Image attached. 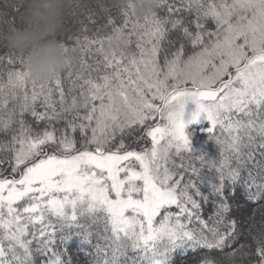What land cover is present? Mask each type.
<instances>
[{
    "label": "snow or ice",
    "instance_id": "6c2138e0",
    "mask_svg": "<svg viewBox=\"0 0 264 264\" xmlns=\"http://www.w3.org/2000/svg\"><path fill=\"white\" fill-rule=\"evenodd\" d=\"M3 7L20 14L16 0ZM117 7L123 22L117 27L109 18L103 28L111 26L110 34L97 28L89 37L85 30L68 37L71 48L63 41L66 52L80 54L81 66L95 54L111 69L98 79L76 75L83 81L79 97H88L83 115L67 119L73 109L65 107L61 74L36 80L23 54L8 48L0 56V132L11 136L0 142V264H36L37 257L66 264L58 245L66 251L74 239L92 244L93 238L102 264H121L130 250L131 264H171L178 249L203 253L198 264H215L230 242L244 237L229 218L225 188L243 179L248 199L264 200V161L254 155L260 149L264 157V0H155L154 11L134 20ZM95 15L88 10V19ZM113 40L135 43L136 51L104 55V43ZM71 68L69 59V76ZM189 103L194 109L185 119ZM61 120L64 127H55ZM201 120L209 139L216 128L227 133L225 141L216 138L227 158L194 152L185 130ZM134 125L151 147L128 150L123 137ZM173 155L182 163L170 168ZM252 162L258 174L248 168ZM205 166L218 182L202 175ZM201 184L217 197L207 219L194 198L208 200ZM244 238L237 249L244 264H264V228Z\"/></svg>",
    "mask_w": 264,
    "mask_h": 264
},
{
    "label": "trees",
    "instance_id": "16d2710c",
    "mask_svg": "<svg viewBox=\"0 0 264 264\" xmlns=\"http://www.w3.org/2000/svg\"><path fill=\"white\" fill-rule=\"evenodd\" d=\"M11 2H13V0H0V29H6L9 26L17 25L20 22L19 15H15L14 11L7 10L3 7L6 3H11ZM77 4L81 5V7L77 8L76 7ZM101 5H103V8L100 7ZM117 5H118V0H68V7H67L66 15H65V29H64L61 39L64 42H66L69 48H71L75 46V41L68 40V37L69 36L75 37L77 35L82 36L83 34H85V30H86V34L89 37H92L96 34L97 28L103 29L99 33L100 35L110 34L111 26L107 28H103L104 25H107V21L109 18L113 19L117 27H119L120 24L123 22V17L121 16ZM89 9L96 13V15L92 19L87 18ZM159 14L162 15L163 13L161 12ZM208 27L211 29L214 27V25L211 22H209ZM106 45H107V42L104 43V47H106ZM187 47L190 51L191 45H188ZM127 48L130 53L136 51L135 43L128 45ZM7 52H8V47L6 46V44L3 42H0V56L6 55ZM70 60L72 61V68H71L72 75L69 76L68 69H65L61 73L62 88L65 92V99H66L65 107H69V105L71 104L72 95H76L77 97H79L80 84H82L83 81L76 79L77 74H80L84 78L91 77L93 79H98L100 76L104 74L105 71H111V69L103 68V63H102L103 57L100 55H95V54L93 56L85 55L84 64L83 66H81L80 54L79 53L74 54L70 51ZM97 61L101 62V71L99 72L96 71ZM70 88L73 90L72 94L68 93V90ZM53 99L57 101L59 100L58 93L56 92L53 93ZM57 107H59L58 104H57ZM38 110L43 111L42 108H39ZM76 111H79L81 115H83L84 113L83 109H78V110L73 109L72 114H69L67 117L69 116L73 117ZM25 118L28 120L30 124L34 123L33 118L31 116H25ZM61 121L65 123L64 120H61ZM41 126H44V125L41 124ZM14 127L17 128V125H15ZM193 127L196 128L198 126L195 125ZM141 129H142V126L134 125L128 130H126L123 139L127 147H129V145L133 143L132 141H134L137 138L138 132ZM78 133L79 132L77 131L76 134ZM78 135L79 136L75 137L77 140H79L80 138V134ZM204 135L206 136V138H204L205 141H204V147L202 148V152L205 154L206 158L213 159L214 156L217 157L218 154L224 151L221 148L222 145L219 143L217 144V142H215V140L213 139L214 137L219 138L218 132H215L212 134L213 135L212 139H209V134H204ZM8 139H9V136L7 135V138L2 142H5ZM193 143L194 141L192 138L191 147L194 146ZM260 151H261L260 149L255 150L254 152L255 159L257 161H264V157L260 156ZM183 155L185 157L184 162L185 163L189 162L188 154L184 153ZM228 155L229 153L226 151V158L228 157ZM191 162L193 164H196L197 160H194ZM181 163H182L181 158L179 156L173 155L168 166L171 168L173 164L180 165ZM233 166H234V162H233ZM248 168H251L254 174H258L260 172L259 168L254 167V162L250 163L248 165ZM247 176H248V170L247 169L241 170V177L246 178ZM259 179H260V176L257 175V180L259 181ZM205 185L206 184H201L200 190L204 196H207V193H206L207 185L206 186ZM231 192L229 196H232V197L236 196V197L229 198L230 206L232 205L235 206L236 203L241 204V210H240L241 215H244L248 219H250L251 224L249 223L247 225L248 229H246V233L244 234V237H247L250 239V236L257 235L259 230L261 228H264V224H263L264 223V211H262L261 208H258L257 206L258 204H260L259 206L264 205V200H260L256 202L249 200L246 194V188L244 186L243 179L237 182L234 188L231 187ZM195 199L200 200V203L202 204L203 200L201 199V197H195ZM208 202L209 201L207 200V203L205 202L204 205L202 204L203 207L200 209V211H202L203 213H205L207 210L209 211L210 210L209 208H212L213 203L211 202L208 204ZM230 214L231 213H229L230 219H235V220L237 219L240 221L239 217H237L236 215H230ZM190 227L198 228L199 226L198 224L193 222V224H191ZM244 237L239 238L238 244L230 242L229 245L226 246L230 248V249L228 248L229 249L228 251H231L232 250L231 248L236 247V244L237 246H240L241 244H245L246 239ZM96 243H97V240L95 238H93L92 244H84V243H81L79 240L74 239L72 242L68 244L66 251L64 250L63 246H59V245L57 246V250L64 252L63 259L65 260L66 264H97L98 260H100L102 264L103 253L99 255L96 253V250L94 247ZM202 255L203 253L201 252H192V251H188L187 254H185L184 251L178 249L176 252L173 253L171 257V264H198L199 259L201 258ZM135 257H136V253L130 250L127 254V257H121V264H131V260L134 259ZM44 259L45 258L37 257L36 264H43ZM215 264H225L223 256L220 258H217ZM233 264H244V257L238 258L237 261Z\"/></svg>",
    "mask_w": 264,
    "mask_h": 264
},
{
    "label": "clouds",
    "instance_id": "9594fccd",
    "mask_svg": "<svg viewBox=\"0 0 264 264\" xmlns=\"http://www.w3.org/2000/svg\"><path fill=\"white\" fill-rule=\"evenodd\" d=\"M21 6L20 22L0 29V42L23 54L25 67L36 80H47L61 74L70 59L61 39L65 29L68 0H16ZM155 0H118V5L128 9L131 19L149 15L154 11ZM104 55L130 56L128 48L113 40L104 47ZM88 97H77L71 109H85Z\"/></svg>",
    "mask_w": 264,
    "mask_h": 264
},
{
    "label": "rangeland",
    "instance_id": "374dc122",
    "mask_svg": "<svg viewBox=\"0 0 264 264\" xmlns=\"http://www.w3.org/2000/svg\"><path fill=\"white\" fill-rule=\"evenodd\" d=\"M191 51V50H190ZM194 109V105H192L191 103H189V104H187L186 105V107H185V119H187L188 118V116H189V113L192 111ZM68 119H72L73 117L72 116H69V117H67ZM26 119V118H25ZM27 120V119H26ZM28 121V120H27ZM151 123V122H150ZM64 124L65 123H63L62 121H59L58 123H55L54 122V126L55 127H57V128H63L64 127ZM198 126V127H193V126ZM44 126H41V128H43ZM17 128H18V125H17ZM207 128V122L206 121H203V120H201V122L198 124H191V125H188L187 126V128H186V133L187 134H189V136H190V141H191V139L193 138V141H194V143H193V147H192V149L194 150V152H196V153H200V152H202V148L204 147V141H205V139L204 138H206V136L204 135V134H207V132L204 130V129H206ZM198 131V132H197ZM215 132H218V135H219V139L221 140V141H225L226 140V138H227V133L226 132H222V130L221 129H219V128H216L215 130H214V133ZM79 134V133H78ZM78 134H74V136L75 137H77V136H79ZM217 135V134H216ZM8 136H9V139L11 138V136H10V134H8ZM143 137V138H142ZM7 138V135L5 134V133H3V132H0V142H2V141H4L5 139ZM216 138H218V137H214L213 139L215 140V142H217V140H216ZM133 143H131L130 145H129V147H128V150H140V149H142V148H144V147H151V141H150V138H147V137H144V129L142 128L141 130H139V132H138V136H137V138L134 140V141H132ZM218 144V143H217ZM219 144H221V143H219ZM222 146H221V148L224 150V151H222V152H224V156L222 157L221 156V153L220 154H218L217 155V157H213V159H215L217 162H219V161H221L222 159H225L226 158V150H225V148H226V145L225 144H221ZM221 149V150H222ZM197 168H200L201 167V165H200V162L197 160V163L196 164H194ZM137 170H139V168H138V165H137ZM204 171V172H203ZM209 173V175H208V173ZM202 175L203 176H205L206 178H208L209 180H211V181H213V182H218L217 180H216V173L214 172V171H212V170H209L206 166L205 167H203V169H202ZM211 175V176H210ZM207 185V184H206ZM205 185V186H206ZM206 193H207V197H208V204L209 203H213V205H212V208H209L210 210L208 211H206L205 213H203L202 211H200L201 212V215L205 218V219H207L210 215H212L213 214V210H214V201H217V197L216 196H214V195H212V192H211V188L207 185L206 186ZM225 195L228 197V199L229 198H231L232 196H229L230 195V192H231V186H229V187H226L225 188ZM232 193V192H231ZM233 194H235V193H233ZM236 196H234V197H232V198H235ZM195 198V197H194ZM237 200V199H236ZM199 202H200V200H198ZM235 201V200H234ZM236 202V201H235ZM206 203H207V201H206ZM202 204L204 205L205 204V201L203 200L202 201ZM201 204V208L203 207V205ZM260 204H258L257 206H258V208H261V206H259ZM237 206V207H236ZM241 204H239V203H236V205L234 206V205H232L231 207H230V215H236L237 217H239L240 218V221L239 220H237L238 221V224H239V227H240V231L243 233V234H245L246 233V229H248L247 228V225L250 223V219H248L246 216H244V215H241ZM172 211H177V209H175V208H173L172 209ZM240 215V216H239ZM232 217V216H231ZM251 224V223H250ZM264 224V223H263ZM238 244V243H237ZM237 244H236V247H233V248H231L232 250L231 251H228L230 248L229 247H226L225 249H227V250H225V252H226V254H224L223 255V258H224V263L225 264H233V263H235L236 261H237V259L238 258H240V257H243V250H237V249H239L240 247H241V245H243V244H241L240 246H237ZM229 248V249H228ZM237 250V251H236ZM233 251H236V253L235 254H233L232 252Z\"/></svg>",
    "mask_w": 264,
    "mask_h": 264
}]
</instances>
